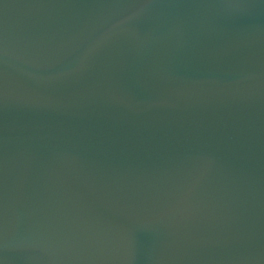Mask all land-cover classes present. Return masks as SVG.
I'll list each match as a JSON object with an SVG mask.
<instances>
[{
  "label": "water",
  "instance_id": "1",
  "mask_svg": "<svg viewBox=\"0 0 264 264\" xmlns=\"http://www.w3.org/2000/svg\"><path fill=\"white\" fill-rule=\"evenodd\" d=\"M0 264H264V0H0Z\"/></svg>",
  "mask_w": 264,
  "mask_h": 264
}]
</instances>
